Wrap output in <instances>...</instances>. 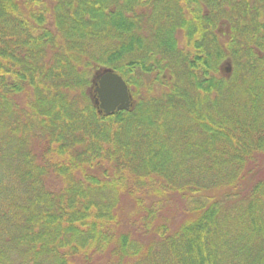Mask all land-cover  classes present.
<instances>
[{
	"label": "trees",
	"instance_id": "obj_1",
	"mask_svg": "<svg viewBox=\"0 0 264 264\" xmlns=\"http://www.w3.org/2000/svg\"><path fill=\"white\" fill-rule=\"evenodd\" d=\"M263 167L264 0H0V264H264Z\"/></svg>",
	"mask_w": 264,
	"mask_h": 264
},
{
	"label": "water",
	"instance_id": "obj_2",
	"mask_svg": "<svg viewBox=\"0 0 264 264\" xmlns=\"http://www.w3.org/2000/svg\"><path fill=\"white\" fill-rule=\"evenodd\" d=\"M96 76L93 99L99 111L110 113L116 109H127L132 105L129 87L121 74L113 69L104 68Z\"/></svg>",
	"mask_w": 264,
	"mask_h": 264
},
{
	"label": "rangeland",
	"instance_id": "obj_3",
	"mask_svg": "<svg viewBox=\"0 0 264 264\" xmlns=\"http://www.w3.org/2000/svg\"><path fill=\"white\" fill-rule=\"evenodd\" d=\"M92 87V86H91ZM90 87V88H91ZM261 173H264V167L262 168V170H261ZM127 212H128V210H127ZM176 212V209L174 210V213ZM178 218V216L175 214V215H173V217H172V219H174V220H176Z\"/></svg>",
	"mask_w": 264,
	"mask_h": 264
}]
</instances>
